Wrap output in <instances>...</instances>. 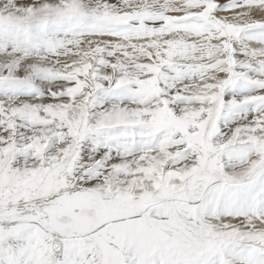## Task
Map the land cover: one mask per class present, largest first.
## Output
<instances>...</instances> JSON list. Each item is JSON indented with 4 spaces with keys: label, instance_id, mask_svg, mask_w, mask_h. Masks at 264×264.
I'll return each mask as SVG.
<instances>
[{
    "label": "snow or ice",
    "instance_id": "snow-or-ice-1",
    "mask_svg": "<svg viewBox=\"0 0 264 264\" xmlns=\"http://www.w3.org/2000/svg\"><path fill=\"white\" fill-rule=\"evenodd\" d=\"M0 264H264V0H0Z\"/></svg>",
    "mask_w": 264,
    "mask_h": 264
}]
</instances>
